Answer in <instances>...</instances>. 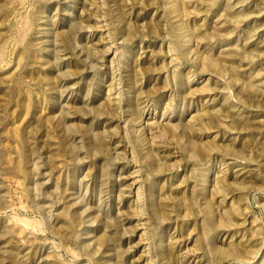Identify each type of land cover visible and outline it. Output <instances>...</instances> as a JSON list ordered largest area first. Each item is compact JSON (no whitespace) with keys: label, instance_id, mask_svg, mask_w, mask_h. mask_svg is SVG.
<instances>
[{"label":"rangeland","instance_id":"1","mask_svg":"<svg viewBox=\"0 0 264 264\" xmlns=\"http://www.w3.org/2000/svg\"><path fill=\"white\" fill-rule=\"evenodd\" d=\"M0 264H264V0H0Z\"/></svg>","mask_w":264,"mask_h":264}]
</instances>
